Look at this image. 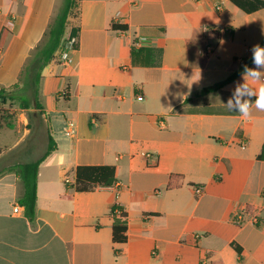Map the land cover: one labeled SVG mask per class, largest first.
Returning <instances> with one entry per match:
<instances>
[{
	"label": "crops",
	"instance_id": "0c3cea01",
	"mask_svg": "<svg viewBox=\"0 0 264 264\" xmlns=\"http://www.w3.org/2000/svg\"><path fill=\"white\" fill-rule=\"evenodd\" d=\"M60 8L0 0V89L19 83ZM205 25L221 31L205 35ZM138 38L153 64L134 62ZM263 40L264 9L246 14L231 0H79L42 72V110L0 128V264H264V112L246 119L225 106L241 76L195 95ZM49 135L57 148L39 167L29 221L16 166L40 159ZM80 167H112L116 183L77 192ZM115 206L127 216L125 243L113 241Z\"/></svg>",
	"mask_w": 264,
	"mask_h": 264
},
{
	"label": "trees",
	"instance_id": "16d2710c",
	"mask_svg": "<svg viewBox=\"0 0 264 264\" xmlns=\"http://www.w3.org/2000/svg\"><path fill=\"white\" fill-rule=\"evenodd\" d=\"M231 2L241 9L246 14H252L264 9V0H231ZM79 5V0H63L56 18L50 25L45 39L39 47L33 52L31 58L27 62L18 84L11 89H0V105H7L10 101H19L23 109H31V100L34 107L42 110V105L39 101V85L42 77V72L45 67L54 59L57 51L65 43V34L71 17L76 15V10ZM117 28V26H113ZM77 31L73 30L71 36L76 37ZM7 37V31H3L0 37V47L3 46ZM264 47V40L260 44ZM145 53L150 56L153 55L154 50L149 48H142L140 50H132V57L136 64H148L153 62L142 61L140 57ZM247 64L249 67L253 65L252 55L245 58L236 69L222 82L214 86L204 88L197 92L196 96H204L210 93L217 92L224 86L234 82L241 76L243 66ZM0 118V128L6 126L12 128L11 122H8L13 116H9L7 111H3ZM57 148L56 142L49 135L48 146L44 155L34 162H27L16 166V170L23 182L24 195L20 200V204L25 209V215L29 221L35 219L36 205H37V181L39 167L45 159L51 155ZM264 153V151H263ZM260 159L263 155L259 156ZM116 183L115 169L112 167H80L77 169V182L75 190L77 192L93 191L96 187H111ZM120 211V214H118ZM113 223V241L115 243H125L127 241V216L119 206L112 209ZM259 221V220H257Z\"/></svg>",
	"mask_w": 264,
	"mask_h": 264
},
{
	"label": "clouds",
	"instance_id": "9594fccd",
	"mask_svg": "<svg viewBox=\"0 0 264 264\" xmlns=\"http://www.w3.org/2000/svg\"><path fill=\"white\" fill-rule=\"evenodd\" d=\"M252 63L241 72L242 82H237L225 106L237 112L242 118L250 119L253 109L264 112V47L259 44L252 48Z\"/></svg>",
	"mask_w": 264,
	"mask_h": 264
},
{
	"label": "built area",
	"instance_id": "2783aa9c",
	"mask_svg": "<svg viewBox=\"0 0 264 264\" xmlns=\"http://www.w3.org/2000/svg\"><path fill=\"white\" fill-rule=\"evenodd\" d=\"M14 24H15L14 20L13 19H9L7 21V23H6V28L12 29L14 27ZM224 30H225V32H228V33L231 32V30L227 29V28H225ZM220 31H221V28L216 27V26L210 27V26L205 25L203 27V32H204L205 35H209L211 33H213V34L220 33ZM148 43H149V40L147 38H138L137 41L135 42L134 46L137 49H142ZM74 48H75V40H73L71 43H69V49H74ZM201 52L203 54L209 56V55H211L213 53V47L207 41H205L204 49ZM67 58H68V56L66 55V53L62 54V59H63L64 62L67 61ZM138 99L142 100L143 98L140 97ZM0 107H1V105H0ZM70 125L72 126L73 123L71 122ZM145 157L148 160H155L156 161L155 156L153 154H151V153L146 154ZM66 183L70 184V180L67 179ZM197 192H201V189H197ZM20 211H21V206L16 205L15 208H14V212L15 213H19ZM118 214H120V211H118ZM245 214H246V210H243L241 213H239L237 215L235 223L241 224L243 222V220H244Z\"/></svg>",
	"mask_w": 264,
	"mask_h": 264
},
{
	"label": "rangeland",
	"instance_id": "374dc122",
	"mask_svg": "<svg viewBox=\"0 0 264 264\" xmlns=\"http://www.w3.org/2000/svg\"><path fill=\"white\" fill-rule=\"evenodd\" d=\"M63 5V1L61 0V6ZM34 105V103H33V101L31 100V108L32 107H34L33 106ZM3 111H7V113H9V116H14L13 114H17V113H21V112H23V111H25V112H27L26 110H23V108L21 107V105H20V102L19 101H10L7 105H5V106H3V105H1V107H0V115H2V112ZM30 115H32V114H30ZM29 115V116H30ZM2 116H6V114H3ZM32 120H31V128L32 129H34V126H35V121H34V119L33 118H31ZM45 133V132H44ZM0 139L1 140H3V141H6V140H4V138L3 137H1L0 136Z\"/></svg>",
	"mask_w": 264,
	"mask_h": 264
}]
</instances>
